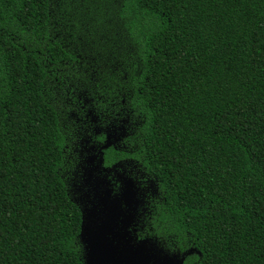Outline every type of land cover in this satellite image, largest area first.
Returning a JSON list of instances; mask_svg holds the SVG:
<instances>
[{"label":"trees","instance_id":"1","mask_svg":"<svg viewBox=\"0 0 264 264\" xmlns=\"http://www.w3.org/2000/svg\"><path fill=\"white\" fill-rule=\"evenodd\" d=\"M98 197L162 257L264 264V0H0V264H86Z\"/></svg>","mask_w":264,"mask_h":264},{"label":"water","instance_id":"2","mask_svg":"<svg viewBox=\"0 0 264 264\" xmlns=\"http://www.w3.org/2000/svg\"><path fill=\"white\" fill-rule=\"evenodd\" d=\"M134 190L130 182L125 183L121 196L124 205H129L133 199ZM98 197L92 200L88 214L89 223L82 226L80 237L85 247L86 264H181L183 258L162 257L146 245H135L128 239H120L115 234V218L112 213L107 216L109 204L113 209L117 204ZM98 210V213H97Z\"/></svg>","mask_w":264,"mask_h":264}]
</instances>
